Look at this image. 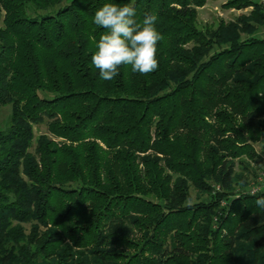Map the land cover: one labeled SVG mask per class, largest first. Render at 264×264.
<instances>
[{"label": "trees", "instance_id": "16d2710c", "mask_svg": "<svg viewBox=\"0 0 264 264\" xmlns=\"http://www.w3.org/2000/svg\"><path fill=\"white\" fill-rule=\"evenodd\" d=\"M206 1L0 0V264H264V13ZM105 3L158 15L155 71L100 78Z\"/></svg>", "mask_w": 264, "mask_h": 264}, {"label": "clouds", "instance_id": "9594fccd", "mask_svg": "<svg viewBox=\"0 0 264 264\" xmlns=\"http://www.w3.org/2000/svg\"><path fill=\"white\" fill-rule=\"evenodd\" d=\"M135 5L119 6L105 3L94 15L93 23L106 29L95 43L92 65L99 69L102 80L111 81L119 74L120 66H131L133 73L147 75L158 68V42L165 37L157 30L156 13L146 14L137 21ZM264 208V196L255 201Z\"/></svg>", "mask_w": 264, "mask_h": 264}, {"label": "rangeland", "instance_id": "374dc122", "mask_svg": "<svg viewBox=\"0 0 264 264\" xmlns=\"http://www.w3.org/2000/svg\"><path fill=\"white\" fill-rule=\"evenodd\" d=\"M228 0H207L204 7L198 9V17H197V23L198 28L205 30L206 28L215 29L219 25L220 22H224L225 24L235 21L237 18L240 17H247L249 16V12H251L253 9H243V10H231V9H225L223 6ZM257 4V6L261 9V11L264 13V7L257 3L254 0H251ZM258 37H264V26L259 29V31L256 33ZM10 114L9 108H0V127H3L5 123L7 122V119ZM46 133V127L45 126H37L34 127V135L35 137H38L39 135ZM262 145L259 142H253V148L259 155H262L264 152L261 150ZM253 166V165H252ZM255 169L259 168V162L257 160L256 164L252 167ZM257 173V172H256ZM249 178H252V176ZM253 180V179H252ZM252 180L248 179L249 182ZM240 192L247 191L246 188L239 189ZM236 191L237 192H239ZM191 199L190 204L195 203L196 201H206L207 196L202 195L199 196L197 193H195L193 190L190 191ZM224 204L219 208V212L224 213L225 212ZM224 208V209H223Z\"/></svg>", "mask_w": 264, "mask_h": 264}, {"label": "built area", "instance_id": "2783aa9c", "mask_svg": "<svg viewBox=\"0 0 264 264\" xmlns=\"http://www.w3.org/2000/svg\"><path fill=\"white\" fill-rule=\"evenodd\" d=\"M264 7V0H254ZM259 168L257 169L256 177L248 183L247 191L240 192L241 194H246L249 196H255L257 194L264 192V153L259 155ZM217 190H219L217 188ZM223 205V204H222Z\"/></svg>", "mask_w": 264, "mask_h": 264}]
</instances>
